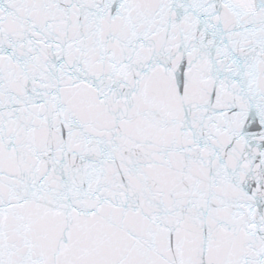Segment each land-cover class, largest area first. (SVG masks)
<instances>
[{
	"label": "snow or ice",
	"instance_id": "snow-or-ice-1",
	"mask_svg": "<svg viewBox=\"0 0 264 264\" xmlns=\"http://www.w3.org/2000/svg\"><path fill=\"white\" fill-rule=\"evenodd\" d=\"M0 264H264V0H0Z\"/></svg>",
	"mask_w": 264,
	"mask_h": 264
}]
</instances>
